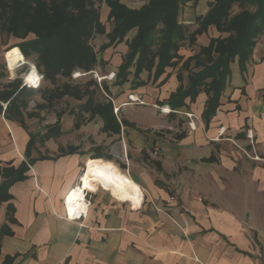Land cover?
Returning <instances> with one entry per match:
<instances>
[{
	"label": "crops",
	"instance_id": "obj_1",
	"mask_svg": "<svg viewBox=\"0 0 264 264\" xmlns=\"http://www.w3.org/2000/svg\"><path fill=\"white\" fill-rule=\"evenodd\" d=\"M148 1L120 0L130 9ZM212 2L186 3L178 22L193 30L196 18L204 16ZM108 13L102 4L100 21L107 26ZM135 32L120 44L98 49L92 71L102 77L100 84L109 94L99 84L105 98H99L97 91L95 101L112 102L118 133L104 131L99 116L80 108L86 97H63L71 102L62 111L56 103L61 99L56 100L50 107V122L39 126L43 115L36 104L44 100L42 94L32 100L37 95L33 90L24 111L27 129L0 115V167L16 168L22 162L28 167L26 178L9 188L12 199L0 205V226L7 224L12 233L1 239L0 263L10 256L12 264H264V36L258 37L243 66L237 60L230 64L220 106L205 124L203 92L194 103L186 100L174 115L168 106L157 105L180 85L176 77L180 64L167 68L155 81L145 71L134 78L131 68L124 83L116 82L128 52L126 42ZM219 35L210 28L197 37L196 45L179 54L185 59ZM99 37L100 46L107 42L105 36ZM3 55L0 88L20 81L4 71ZM183 77L185 83V72ZM2 106L5 109L6 104ZM27 113L37 116L28 118ZM55 125L50 138L38 141L25 157L29 133L43 135L46 126ZM93 157L138 187V208L97 185L86 190L90 203L86 214L78 220L66 218V196L81 184ZM8 204L13 206L14 223L7 221Z\"/></svg>",
	"mask_w": 264,
	"mask_h": 264
},
{
	"label": "trees",
	"instance_id": "obj_2",
	"mask_svg": "<svg viewBox=\"0 0 264 264\" xmlns=\"http://www.w3.org/2000/svg\"><path fill=\"white\" fill-rule=\"evenodd\" d=\"M197 1L149 0L139 9H130L120 0H0V34L18 41L10 49L20 51L24 56L20 55L22 58L35 56L36 69L43 80L52 86L42 93L44 103L36 104L38 111L49 109L56 100L65 96L77 100L86 97L80 108L88 111L92 117L99 116L104 123V131L118 133L120 126L114 116L112 102L95 101L98 91L95 80H89L86 86L67 82L59 85L58 80H69L76 70L86 75L94 70L98 60L90 41L96 34L104 35L107 39L100 47V51H103L122 43L136 29L126 42L128 52L115 75L116 82L124 83L131 68L134 69V78L145 71L152 74L155 81L167 68L174 69L180 64L176 74L180 85L157 105L168 106L170 115H174V111L186 105V100L194 103L203 92L207 100L201 117L207 124L220 106L230 64L237 60L243 66L250 58L258 37L264 36V0H213L207 13L197 17L195 28L190 30V27L178 22V15L183 5ZM97 3L105 4L109 9L107 22L111 27L108 31L100 21ZM234 7L238 8L236 13ZM210 28H214L219 37L210 38L206 46L199 47L196 53L184 59L179 54L180 50L196 45L197 37ZM224 34L226 36H222ZM4 76L0 73V77ZM20 86L18 80L1 86L0 115L27 129L24 111L34 91ZM100 86L109 95L107 86L103 83ZM2 104H6L5 109ZM26 116L31 118L37 114L27 113ZM121 123L128 125L125 120H121ZM52 129H57V125L46 126L43 135L29 133L25 157H29L38 141L44 142L50 138ZM27 170L25 162L16 168L0 167V205L12 199L9 188L24 180ZM12 213L13 206L8 204L7 221L10 223L15 222ZM11 234L7 224L1 225L0 243L3 236ZM13 261L14 257L6 256L0 264H12Z\"/></svg>",
	"mask_w": 264,
	"mask_h": 264
},
{
	"label": "bare ground",
	"instance_id": "obj_3",
	"mask_svg": "<svg viewBox=\"0 0 264 264\" xmlns=\"http://www.w3.org/2000/svg\"><path fill=\"white\" fill-rule=\"evenodd\" d=\"M8 51L9 50L4 53V60L7 62L12 76H15V68L28 64V70L23 74L24 81L29 85L35 84L39 80V75L34 65L13 53L5 57ZM131 99L135 100V97H131ZM164 111L168 112V109L165 108ZM97 185L109 191L110 194L120 202L127 203L133 208H138L140 205V191L129 177L127 178L117 169L106 164L103 160L93 159L89 161L86 169L82 173L81 184L66 196V218L70 220L77 219L80 214L85 211L84 196L86 190L94 189Z\"/></svg>",
	"mask_w": 264,
	"mask_h": 264
},
{
	"label": "rangeland",
	"instance_id": "obj_4",
	"mask_svg": "<svg viewBox=\"0 0 264 264\" xmlns=\"http://www.w3.org/2000/svg\"><path fill=\"white\" fill-rule=\"evenodd\" d=\"M96 6L99 9V14L100 13L102 14V3H100V4L97 3ZM105 27H106V30H109L111 26H110V24L108 26L105 24ZM97 36H104V35L96 34L90 41V44H91V46L93 47V49H94V51L96 53H98V49L100 50L99 47L102 46V45L100 46V42H99L100 41V37L96 39ZM101 39H103V38H101ZM0 42L3 43V46L0 47V54L3 55L10 48H14L13 45L15 43H17L18 41L13 39V38L8 37L4 33H1L0 34ZM17 49L19 51L18 47H17ZM10 53H13V54H16V55H19V56L21 55L20 51H19V53H20L19 54L15 49H10L6 53L5 57L8 54H10ZM21 56H23V55H21ZM3 57H4V55H3ZM24 59L29 61V62H31L32 64H34L35 56H32L31 58H28V59H26V58H24ZM2 64H3L4 71H7L6 67H5V60H4V62ZM25 70H26V67H23L20 71H18L17 75H19L20 73L24 72ZM74 73H84V72L76 70L72 74H74ZM72 74H71V77H70L69 80H67L66 78H59L58 84L61 85L63 81H66V82L69 81L72 84H79L81 86H86L89 80H95L97 85H99L100 82H98V81H100L101 78H102V77H100L99 74L95 73V71L94 72H90L89 74H87L85 76L80 75L79 77L78 76L75 77V75H72ZM73 77H75V78H73ZM50 88H52V86H50V84L48 82H46L44 80H41L40 87L38 89H36L37 95L33 96L31 99L32 100H34L35 98L38 99L39 94H42L46 89H50ZM98 91H99V94L97 96L99 98H105L104 95L102 94L101 90H100V87H98ZM69 101L71 102V100H67V99L65 100V99L62 98L59 102H56L58 104V107H57L58 109L57 110L58 111H62V109H65L66 108L65 105H66V103L69 104ZM51 109L49 108V109H47L45 111H40L41 114L43 115V117L40 120H38V125L39 126H41V124H43V121H45V123H49L50 122ZM53 111H54V109H53Z\"/></svg>",
	"mask_w": 264,
	"mask_h": 264
},
{
	"label": "built area",
	"instance_id": "obj_5",
	"mask_svg": "<svg viewBox=\"0 0 264 264\" xmlns=\"http://www.w3.org/2000/svg\"><path fill=\"white\" fill-rule=\"evenodd\" d=\"M33 65H34V64H33ZM5 66H6V70H7L8 74L10 75L11 78H13V79H19V80H20V82H21V87H25V88H27V89H32V90H36V89H38V88L40 87V83H41V80H43V77H42V75L38 72L37 69H36V71H37V73H38V75H39V80H38L35 84H31V85H29V84L25 83L24 78H23V74H24L25 72H27V70H28V64H24V65H22V66H20V67L15 68V70H14V74H15V76H12V73H11V71L9 70L6 61H5ZM23 67H26V70H25L24 72L20 73L19 75H17L18 71H20ZM34 67H35V65H34ZM35 68H36V67H35ZM72 75H75V77H77V76L79 77L80 75L85 76L86 74H85V73H74V74H72ZM75 77H73V78H75ZM107 78L112 79V74H109V75L107 76ZM98 82H100V81H98ZM131 97H132V96H130V99H131ZM136 100H137V99H136ZM136 102H138V101H136ZM139 103H140V102H139ZM114 111L117 112V109L115 108ZM185 116H186L188 119H193V114L186 113ZM188 126H189L191 129H194L193 123L190 122V121H189ZM248 133H249V132H248ZM248 133H247L248 139L250 140V143H252V135H250V134H248ZM246 154H247V153H246ZM253 159L259 160L258 157H256V156H254ZM124 160L126 161L125 158H124ZM75 188H76V187H75ZM172 199H173V198H171V200H172ZM198 200L200 201V199H198ZM84 202H85V211L82 212V213L80 214V216L77 218V220L80 219L81 216H83V215L86 214L87 209H88V207H89V205H90L89 201L86 199V193H85V196H84ZM74 220H75V219H74Z\"/></svg>",
	"mask_w": 264,
	"mask_h": 264
}]
</instances>
